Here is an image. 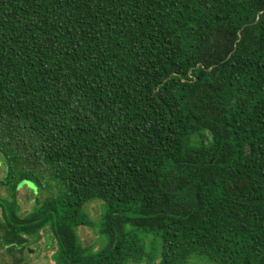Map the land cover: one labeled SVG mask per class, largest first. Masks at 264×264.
<instances>
[{
  "label": "trees",
  "instance_id": "1",
  "mask_svg": "<svg viewBox=\"0 0 264 264\" xmlns=\"http://www.w3.org/2000/svg\"><path fill=\"white\" fill-rule=\"evenodd\" d=\"M0 159L15 264H264V0H0Z\"/></svg>",
  "mask_w": 264,
  "mask_h": 264
},
{
  "label": "rangeland",
  "instance_id": "2",
  "mask_svg": "<svg viewBox=\"0 0 264 264\" xmlns=\"http://www.w3.org/2000/svg\"><path fill=\"white\" fill-rule=\"evenodd\" d=\"M1 160V159H0ZM5 171L4 164H0V178L3 176ZM36 194L38 191L36 188H32ZM33 191L27 187H22L17 192L18 204L21 207L20 214L25 216L32 211L35 206V200L38 196L35 195ZM0 196L10 198L9 193L4 188H0ZM105 205L103 201L93 200L86 205V212L93 225L90 227H80L77 229L80 240L88 247H91L93 251H98L103 249L108 241L107 238L100 232L101 229V215L103 214ZM0 211V217H1ZM50 229L46 228L41 231L42 239L36 244L31 245L28 248V252L24 253L23 264H57L55 260L57 256L58 246L55 239L52 238L50 234ZM49 234L50 237L47 238L46 235ZM148 238L145 239L144 249L153 256L156 260L151 264H159L161 258V241L154 234H148ZM49 239V240H48ZM92 252V251H90ZM0 264H15V260L10 256L4 249H0Z\"/></svg>",
  "mask_w": 264,
  "mask_h": 264
}]
</instances>
